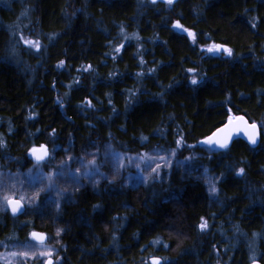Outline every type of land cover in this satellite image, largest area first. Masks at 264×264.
<instances>
[{"label": "trees", "instance_id": "trees-1", "mask_svg": "<svg viewBox=\"0 0 264 264\" xmlns=\"http://www.w3.org/2000/svg\"><path fill=\"white\" fill-rule=\"evenodd\" d=\"M177 21L195 39L173 28ZM133 34L139 39H125ZM212 44L232 55L207 53ZM230 115L258 125L255 147L239 138L227 151L201 143ZM0 138V169L20 173L29 197L39 193L18 216L0 209V241L42 231L53 264H248L253 254L264 264V3L0 0ZM41 144L58 160L95 153L107 179L61 178L64 195L48 197L21 175L29 148ZM107 145L136 157L162 152L176 164L148 183H126Z\"/></svg>", "mask_w": 264, "mask_h": 264}, {"label": "snow or ice", "instance_id": "snow-or-ice-1", "mask_svg": "<svg viewBox=\"0 0 264 264\" xmlns=\"http://www.w3.org/2000/svg\"><path fill=\"white\" fill-rule=\"evenodd\" d=\"M102 2L105 3H111V0H102ZM141 3H143V0H140ZM152 5H156L158 0H150ZM162 3H164L165 5H167L168 7H172L174 5L175 2H178V0H161ZM262 3H264V0H261ZM23 14V13H22ZM253 27H255V24H253ZM173 28L175 29H182L183 26L179 23V21H177L176 23H174ZM184 32H187L189 37H192L193 39H195V34L191 31H189L187 28H183ZM121 34L124 33V28L123 26H121L120 29ZM131 38H135V39H139L138 36H136L135 34H133V37H128L127 35H125V39H131ZM50 39H52V37H50ZM21 40L23 41V43L25 45H27L29 48H34L36 49L37 52H39L42 48V45L40 44V42L38 40L33 41L31 39H25L23 36H21ZM123 47V45H121L120 47H117L115 49V52L119 53L121 51V48ZM223 51L224 53H226L228 56L232 55V50L229 48L224 47L221 44H212L207 48L208 52H220ZM16 49L13 48L12 49V53L15 54ZM115 58V57H114ZM141 64L144 63V61L141 59ZM64 61H60L59 64L57 65V67H61L63 66ZM91 67V66H89ZM152 72H155V69L151 70ZM189 72H194V69H188ZM138 76L143 75V73H137ZM191 83L193 85L197 84V79L195 77L192 78ZM169 87H171V85H169ZM133 95H135L133 93ZM111 102V101H109ZM87 106L88 107H92L91 101H86ZM130 103V101H129ZM233 120L239 121L241 122L244 127L243 129H237V130H243L245 132V135L248 138V141L250 144H256L257 143V124L256 123H251L248 124L247 121L244 120V117H233V116H229L228 118V123L225 124V126L223 128H218L216 130V132H214L210 137H208L206 140L202 141V144H206L209 147L215 146V148L217 150H229V146H230V141L232 139V135H233ZM55 130H53V134H54ZM146 137H142L141 140L144 141L146 140ZM181 140H177L176 144L177 146H181ZM7 145L5 143V141L0 138V149L2 148H6ZM188 147H194L193 145H188ZM53 152H55V149H53ZM175 150L172 151V156H175ZM93 155V159L89 160L87 162V164L83 163V161H81V168H83V171L81 172V169L78 168L76 170V174H73L71 172L70 167L65 163V162H61V164L57 167V169L55 170V172H48V173H44L42 171V165H47L50 163L51 159H53L54 157L50 154L48 148L41 144L38 147L37 146H33L28 150V156L31 157V159L34 161V165L33 168L28 170V176L30 178V180H34V179H38L42 185V187L40 188V191H53L56 190L57 191V195L58 196H63L64 195V190L63 189H56V185H55V181L57 178H70L72 181H74L77 185H79L80 183V179L81 178H91L94 176L99 175L102 178L107 179V177L104 175V173L100 172V165L97 164V161L95 159V153L92 154ZM105 157L108 158L110 157L113 163V167L115 169V172L117 174H119L120 169L124 167V159L125 156L121 153H117L112 149L111 145H107L106 146V152H105ZM69 159H75L74 157H69ZM136 159H138L140 161V163H137L135 166L137 169L141 168V164L145 165V168L150 167L152 163H155V161L157 159L159 160H163L165 161L164 166H170L171 165V160L164 157V156H151L148 154H140ZM186 159H192L191 157L186 158ZM129 162H131V158H129ZM162 165L160 164H156L155 167H153L151 169V173H149L146 176H142L141 179L144 183H148L150 177H152V174H155V177L152 178H158L160 176V169H161ZM205 172H207V169H205ZM245 172L244 168H239L236 175L237 176H243ZM19 175L20 173H16V174H9V173H0V191L3 192V195L0 196V209H4L5 207H10L11 212L13 214V216H15L18 212H21L23 209V205H22V201L25 200V196L21 195L19 197V199H15L14 196L9 195V191L12 189L16 188V184L19 181ZM115 176H113V179L109 181V183H113L115 181ZM44 181H47V183L45 184ZM22 183V182H20ZM99 181H95L94 184H98ZM209 192L211 195L215 196L218 193V189L216 187V184L214 182L209 181ZM39 195V193H35L32 197H30L29 199L34 201L36 199V197ZM57 208L59 209L60 204H59V200L55 201ZM100 207L99 204L97 205H93V209H98ZM207 228V222L203 221L202 218V223L200 224V229L201 231H203L204 229ZM61 230L57 229L56 235L59 236L60 235ZM31 238L34 240H37L40 242V245L42 248H47L46 245H44V240L46 239L45 235L42 233H37V232H32L31 234ZM115 238V237H113ZM156 243H159V241H155ZM25 248H29V245H25ZM165 247H167V245H165ZM12 256H17L19 255L20 257H29V251H21L19 253L17 252H12L11 253ZM31 255H36L35 252H32ZM41 256H47L48 259L46 260L45 264H53V260L51 259L52 256V251L51 250H46V251H41L40 252ZM57 259H59V257H57ZM250 259L253 260V264H256L255 261V256L253 254V256L250 257ZM152 264H161V260L160 258H156L153 257L152 258Z\"/></svg>", "mask_w": 264, "mask_h": 264}, {"label": "rangeland", "instance_id": "rangeland-1", "mask_svg": "<svg viewBox=\"0 0 264 264\" xmlns=\"http://www.w3.org/2000/svg\"><path fill=\"white\" fill-rule=\"evenodd\" d=\"M25 39H29V38H25ZM48 150H49V148H48ZM49 152L53 156L52 151L49 150ZM145 154H148V155H151V156H164V157H166V158L171 160V164H176V162L172 161L170 155L162 153V152H160V153L149 152V153H145ZM123 155L125 156V159H124V167L122 169L126 173V183H130L132 178L142 177V176L147 175L146 174V170L151 171V169L153 167H155L156 164L162 165V167H161L162 170L167 169V167H168V166H164L165 161L157 159L155 161V163L151 164L150 167L145 168V165L141 164V168L137 169L135 165L137 163H140V161L138 159H136L138 156L136 157L134 155H129V154H123ZM53 157L54 158L51 159L49 164L42 165V171L44 173L55 172V170L61 164V162H65L70 167L71 172L76 174V170L78 168L81 169V172L83 171V168H81V161H83V163H85V164H87V162L89 161L88 160L89 158L87 159L83 155L80 156L81 158H76V160L72 161L73 164L71 162V159H69V158L67 160H64L62 158H60L58 160V159H56V158H58L56 155L53 156ZM129 158H131V162H129ZM30 159H31V157H30ZM97 164L99 165L98 161H97ZM33 165H34V161L32 160V164L30 165V167L27 170L23 171L21 173V175H24L26 178H28L30 180V178H29V176L27 174H28V170L33 168ZM7 171L8 170L2 169V168L0 169V173H9ZM143 172H145V173H143ZM16 173L17 172L9 173V174H16ZM30 181H32V182H36V181L40 182L38 179H34V180H30ZM84 182H86V181H84ZM44 183L46 184L47 181H44ZM61 183H62L61 178H57L56 181H55L56 189H61V188L58 187V185H60ZM65 193H67V192H65ZM8 194L14 196L15 199H19V197L21 195H24L25 196V200L22 201L23 205H29L31 202H33L32 200L29 199L30 197H29L27 191L24 190V187H22V183H20V182H18L16 184V188L12 189L11 191H9ZM2 195H3V192L0 191V196H2ZM46 195L48 197H52V198L60 197V196L57 195V191L56 190H53V191H50V192L46 191ZM0 202H2V201H0ZM25 245H29L30 247L29 248H25L24 247ZM44 245L47 246L46 249L42 248L40 243H36V242L32 241L29 236H28L27 240L22 241V242L18 241V240H15V239L6 240V241H4V240L0 241V264H33V262H36V264H43L48 259V257L47 256H41L40 252L41 251H46V250H51L52 251L51 259L54 261L55 257H54V251H53L52 246L50 244L46 243V242L44 243ZM21 251H29V257H20L19 255H17V256H12L11 255L12 252L19 253ZM32 252H35L36 255H34V256L31 255Z\"/></svg>", "mask_w": 264, "mask_h": 264}, {"label": "water", "instance_id": "water-1", "mask_svg": "<svg viewBox=\"0 0 264 264\" xmlns=\"http://www.w3.org/2000/svg\"><path fill=\"white\" fill-rule=\"evenodd\" d=\"M161 1V0H160ZM224 46V45H223ZM225 47V46H224ZM207 53H210V52H208L207 51V49L205 50ZM214 54H216V55H219V54H226V53H224L222 50L220 51V52H213ZM244 117L243 115H237V116H233V117ZM244 120L245 121H247L248 122V124H251V123H254V122H251V121H249L246 117H244ZM228 123V119L222 124V125H220L219 127H217L215 130H213L208 136H207V138L208 137H210L214 132H216V130L218 129V128H223L224 126H225V124H227ZM232 127H233V129H234V131H233V135H232V139H231V141H230V144H231V142L234 140V139H236V138H239V139H242L243 141H245L249 146H251V147H255L257 144H258V142H259V127H258V125H257V143L256 144H250L249 143V141H248V138H247V136L245 135V132L243 131V130H237V129H243V127H244V125L241 123V122H239V121H236V120H233V125H232ZM44 145V144H43ZM208 146V145H207ZM209 147V146H208ZM210 149H212V150H217L216 148H215V146H212V147H209ZM22 205H23V203H22ZM7 210L9 211V213L11 214V215H13L12 214V212H11V209H10V207H7ZM23 210H24V205H23V209H22V211L21 212H18L15 216H18V215H20L22 212H23ZM32 232H37V233H42V234H44L45 235V237H46V239L44 240V242L43 243H45L46 242V240H47V236H46V234L44 233V232H42V231H38V230H33V231H31L30 232V234L32 233ZM29 234V237L31 238V235ZM31 240L32 241H34V242H36V243H40L39 241H37V240H34V239H32L31 238ZM152 258L153 257H150V258H148V263L149 264H152ZM156 258H158V257H156ZM161 260V259H160ZM256 261V264H260V262L259 261H257V260H255ZM46 262V261H45ZM43 264H45V263H43ZM248 264H253V261H251L250 263H248Z\"/></svg>", "mask_w": 264, "mask_h": 264}]
</instances>
